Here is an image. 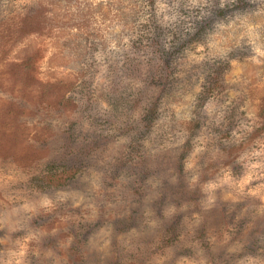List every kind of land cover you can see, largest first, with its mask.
Returning a JSON list of instances; mask_svg holds the SVG:
<instances>
[{"label":"clouds","instance_id":"1","mask_svg":"<svg viewBox=\"0 0 264 264\" xmlns=\"http://www.w3.org/2000/svg\"><path fill=\"white\" fill-rule=\"evenodd\" d=\"M0 264H264V0H0Z\"/></svg>","mask_w":264,"mask_h":264},{"label":"rangeland","instance_id":"2","mask_svg":"<svg viewBox=\"0 0 264 264\" xmlns=\"http://www.w3.org/2000/svg\"><path fill=\"white\" fill-rule=\"evenodd\" d=\"M49 94H51L54 97H57L58 99L60 98V93L56 88L49 89Z\"/></svg>","mask_w":264,"mask_h":264}]
</instances>
